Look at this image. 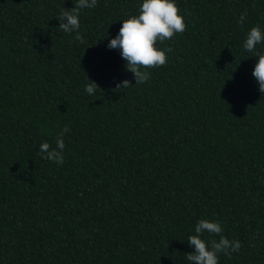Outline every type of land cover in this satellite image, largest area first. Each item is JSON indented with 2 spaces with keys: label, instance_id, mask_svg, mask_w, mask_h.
Listing matches in <instances>:
<instances>
[{
  "label": "trees",
  "instance_id": "16d2710c",
  "mask_svg": "<svg viewBox=\"0 0 264 264\" xmlns=\"http://www.w3.org/2000/svg\"><path fill=\"white\" fill-rule=\"evenodd\" d=\"M139 2L98 0L77 39L56 18L75 0H0V264H197L201 218L241 241L219 264H264V93L242 47L264 0H177L167 62L115 90L135 80L105 45ZM64 126L63 164L42 159Z\"/></svg>",
  "mask_w": 264,
  "mask_h": 264
},
{
  "label": "clouds",
  "instance_id": "9594fccd",
  "mask_svg": "<svg viewBox=\"0 0 264 264\" xmlns=\"http://www.w3.org/2000/svg\"><path fill=\"white\" fill-rule=\"evenodd\" d=\"M98 0H75L71 8L61 7L56 18L58 27L65 33H75L79 39L81 27V13L85 9L95 8ZM185 13L181 12L177 0H140L136 14H128L122 19V24L105 45L108 49H118L124 60V68L132 73L135 83L128 79L117 81L115 90L128 88L133 84H143L150 78L148 69L164 65L167 62V52L170 49L161 48L158 42L170 39L176 33L185 30ZM247 17V10L240 13L238 23L243 24ZM261 45V47H257ZM245 51L256 57L252 75L258 84V91L264 93V27L253 25L247 30L242 43ZM88 79V78H87ZM85 91L90 97L96 95L98 85L88 79ZM69 131L67 126L62 127L55 136V144L47 140L39 144L38 153L42 159L63 164L65 141L64 136ZM222 222L218 219H198L187 238L192 251L186 256L187 262L196 261L197 264H219L220 254L231 255L239 252L241 241L236 238L229 239L223 235ZM208 234L209 238H205ZM218 239L211 238L217 236Z\"/></svg>",
  "mask_w": 264,
  "mask_h": 264
}]
</instances>
